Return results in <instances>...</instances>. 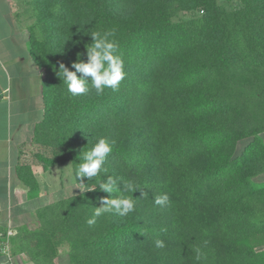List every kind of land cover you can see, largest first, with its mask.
Here are the masks:
<instances>
[{"label":"trees","instance_id":"16d2710c","mask_svg":"<svg viewBox=\"0 0 264 264\" xmlns=\"http://www.w3.org/2000/svg\"><path fill=\"white\" fill-rule=\"evenodd\" d=\"M12 1L16 18L31 21L29 53L42 74L31 140L42 171L75 169L98 136L114 147L108 172L84 179L96 190L36 209L35 229L14 227L11 254L33 264H57L60 248L67 264H264V0L230 10L217 0ZM113 28L127 73L118 91L72 96L60 64L74 70L88 35ZM16 175L35 197L31 166ZM106 175L138 186L136 210L89 227L109 196L98 189ZM164 193L170 204L155 205Z\"/></svg>","mask_w":264,"mask_h":264},{"label":"crops","instance_id":"0c3cea01","mask_svg":"<svg viewBox=\"0 0 264 264\" xmlns=\"http://www.w3.org/2000/svg\"><path fill=\"white\" fill-rule=\"evenodd\" d=\"M13 16L12 0H0V227L6 222L16 227L10 212L20 198L31 201L17 178V166L29 164L37 181L36 169L42 170L26 153L34 147L33 131L43 118L42 74L31 59L28 32ZM10 255V261L3 256L0 261L33 264L24 254Z\"/></svg>","mask_w":264,"mask_h":264},{"label":"clouds","instance_id":"9594fccd","mask_svg":"<svg viewBox=\"0 0 264 264\" xmlns=\"http://www.w3.org/2000/svg\"><path fill=\"white\" fill-rule=\"evenodd\" d=\"M88 36L91 37V43L85 47L86 61L82 59L85 53H78L76 61L71 64V69L74 70L60 64L58 73L62 76L67 91L72 96L85 95L92 91L96 95H102L107 89L118 91L127 73L124 59L119 52V43L115 38L116 30L113 28L102 32L94 31ZM113 147V142L106 136H98L90 148L79 151L78 167L69 169L67 177V183L73 185L72 193L73 189H79L80 195L83 196L85 192L96 190V188L87 187L88 183H84V179L87 178L90 181L108 172L104 165ZM98 189L108 193L109 196L101 198L100 206L94 207L91 217L86 219L89 227L95 225L97 218L104 214L124 218L135 212L137 199L133 198L132 194L139 188L134 182L106 175V178L99 183ZM142 196L146 198L148 195L142 193ZM153 199L155 205L161 207L170 204L167 193L156 195ZM155 245L157 248L166 246L163 240H156ZM200 258V251L196 249V259L199 261ZM0 264L3 262L0 261Z\"/></svg>","mask_w":264,"mask_h":264},{"label":"rangeland","instance_id":"374dc122","mask_svg":"<svg viewBox=\"0 0 264 264\" xmlns=\"http://www.w3.org/2000/svg\"><path fill=\"white\" fill-rule=\"evenodd\" d=\"M220 5H222L227 10L238 5L239 0H217ZM12 9H13V18L15 22L18 20L21 27L26 30V26L31 23V21L24 19V17L15 16V7L14 2L12 1ZM194 13H180L178 18L187 19L190 18ZM27 31V30H26ZM260 138L264 142V133L261 134ZM33 162H35L33 156L36 153L35 147L26 151ZM69 169H72V165L70 163H66L64 165H57L52 167L48 172H43L40 168L36 169V176L38 177V181L40 183V190L38 191L35 197H30L31 201H26L25 197L19 199V204H15L13 211L10 212L11 221L13 220L14 225L16 227L26 226L29 229H35L37 227V222L35 218V208L42 207L54 202L59 201L60 199L67 198L69 196L79 194V189H73V193L71 191L73 185L67 183V177L69 173ZM257 185L264 186V174L258 177ZM83 190V188H82ZM24 194H22V197ZM22 200V201H21ZM16 202V201H15ZM17 205V206H16ZM13 227V225H12ZM14 228V227H13ZM15 230V229H14ZM16 231V230H15ZM59 261L56 260L58 264H67V256H66V248L59 249Z\"/></svg>","mask_w":264,"mask_h":264},{"label":"built area","instance_id":"2783aa9c","mask_svg":"<svg viewBox=\"0 0 264 264\" xmlns=\"http://www.w3.org/2000/svg\"><path fill=\"white\" fill-rule=\"evenodd\" d=\"M5 228V233L0 231V256L5 257L8 261L11 259V244L10 239L15 236L16 231L9 222L2 226Z\"/></svg>","mask_w":264,"mask_h":264}]
</instances>
